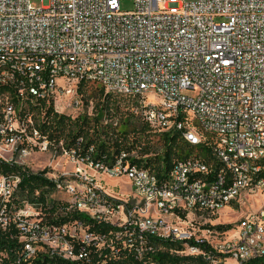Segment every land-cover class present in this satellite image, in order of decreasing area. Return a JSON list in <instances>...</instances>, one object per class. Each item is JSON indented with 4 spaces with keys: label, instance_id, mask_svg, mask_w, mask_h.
<instances>
[{
    "label": "built area",
    "instance_id": "built-area-1",
    "mask_svg": "<svg viewBox=\"0 0 264 264\" xmlns=\"http://www.w3.org/2000/svg\"><path fill=\"white\" fill-rule=\"evenodd\" d=\"M121 1L0 0V162L26 170L33 155L60 147L81 166L126 177L137 204L106 196L82 169L59 180L43 171L55 184L47 205L57 206L56 220L75 212L120 231L111 238L81 221L47 224L42 206L19 196L21 178L0 173V231L18 230L29 260L90 263L96 255V264H116L105 257L108 248L121 251L113 239L142 264H159L155 240L209 264L264 257V208L217 244L192 220L264 190V0H131L132 11H122ZM81 83L136 100V114L156 131L181 132L222 167L191 155L159 175L136 152L111 164L78 158L41 129L50 106L71 119L83 111ZM150 94L157 103H148Z\"/></svg>",
    "mask_w": 264,
    "mask_h": 264
},
{
    "label": "trees",
    "instance_id": "trees-1",
    "mask_svg": "<svg viewBox=\"0 0 264 264\" xmlns=\"http://www.w3.org/2000/svg\"><path fill=\"white\" fill-rule=\"evenodd\" d=\"M85 86L84 83L79 84V94L83 97L84 107L89 103L84 96ZM100 91L99 100L94 106V116L80 114L75 119H71L64 114L55 113L53 107L50 106L46 109V118L49 119V123L47 122L48 124L42 126V132L47 134L49 138L55 139L58 144L61 143L60 141H64L65 149L68 151L75 150L77 157L80 159L91 156L95 161H104L111 164L123 151L136 152L140 157L136 159L138 163L153 169L159 175H167L172 170L175 162L182 159L177 151L179 143L184 142L182 133L179 131L163 133L156 131L155 128L136 114V100L113 94L124 100L123 105L120 99L111 97V93L104 95L103 90ZM124 116H126L125 119ZM115 118H117V121H115ZM139 118L141 121L140 126L137 123ZM158 133H160L166 146L161 158H157V155L153 156L154 143L149 142V140L146 141L148 135H157ZM190 147L189 152H192L193 147ZM200 151L204 154L205 159L213 164L216 171L222 167L209 148L202 146ZM186 157L189 156L186 155ZM0 173L12 174L21 178L19 196L32 204L41 205L47 224L63 225L69 221H81L89 226L91 231L103 233L108 237H111V231H114V233L120 231L112 227L93 224L87 221L83 215L75 212L68 213L66 217H60L56 220L54 218L55 214L59 212L57 206L55 204L47 205L48 200L55 193V184L45 178L46 172L34 174L29 169L23 170L15 165L0 162ZM227 228H230V226ZM121 231L125 232V230ZM19 238L20 233L15 228H11L8 232L0 231L1 264H96L102 260L96 255L92 257L90 263H75L56 256H44L29 260ZM112 244V248L121 247V251L117 255L110 250L111 248H108L105 257L111 258L109 263L142 264L131 254V251L127 250L123 240L113 239ZM150 245L155 250L153 257L159 264H209L206 257L195 258L177 255V251L184 249L180 244L155 240L150 242ZM202 249L206 253L210 251L206 245H203ZM241 264H264V257Z\"/></svg>",
    "mask_w": 264,
    "mask_h": 264
},
{
    "label": "rangeland",
    "instance_id": "rangeland-1",
    "mask_svg": "<svg viewBox=\"0 0 264 264\" xmlns=\"http://www.w3.org/2000/svg\"><path fill=\"white\" fill-rule=\"evenodd\" d=\"M187 2H193L195 0H185ZM32 3L37 7H42L47 4V0H32ZM122 11H132L134 9V3L131 0H123L120 3ZM100 90H103L104 95L108 94L104 89L95 85H86L84 87V96L88 99L89 103L84 107L80 114H87L94 116V106L99 100ZM111 97H116L110 94ZM118 100L120 98L116 97ZM124 105V100L120 99ZM148 103H157L158 97L155 94H150L147 99ZM126 116H124V119ZM117 121V118H115ZM138 125H141L140 118L137 121ZM153 142V153L157 155V158H161L166 150V146L160 133L157 135H148L146 141ZM203 146V145H202ZM191 148L188 144L181 141L178 146V154L180 157H186V155H202L200 149L202 147H193L192 152H189ZM32 173H40L43 171L48 172L50 178L59 180L64 176H72L82 169L87 172L88 176L93 179V182L104 192V194L110 198L118 199L127 202L130 206L136 205L138 199L136 198L129 180L126 177H110L102 172H95L90 168H86L77 164L71 157L67 156L60 147L52 148L47 153H37L28 160L26 166ZM58 197H66L64 193H59ZM143 206V204H141ZM264 208V190L257 189L250 192H246L232 205L223 209L219 214L214 216H198L193 217L192 220L196 224H200L204 228L211 231L212 240L220 243L227 239L233 238L238 235L243 223L251 214H258ZM230 226V228H227ZM227 264H234L232 260H228Z\"/></svg>",
    "mask_w": 264,
    "mask_h": 264
},
{
    "label": "crops",
    "instance_id": "crops-1",
    "mask_svg": "<svg viewBox=\"0 0 264 264\" xmlns=\"http://www.w3.org/2000/svg\"><path fill=\"white\" fill-rule=\"evenodd\" d=\"M234 264H235V262H234Z\"/></svg>",
    "mask_w": 264,
    "mask_h": 264
}]
</instances>
